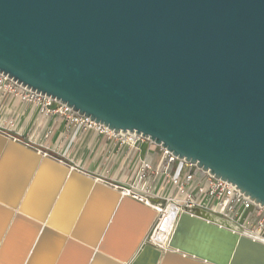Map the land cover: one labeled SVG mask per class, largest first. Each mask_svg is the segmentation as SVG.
Returning a JSON list of instances; mask_svg holds the SVG:
<instances>
[{
  "label": "water",
  "instance_id": "95a60500",
  "mask_svg": "<svg viewBox=\"0 0 264 264\" xmlns=\"http://www.w3.org/2000/svg\"><path fill=\"white\" fill-rule=\"evenodd\" d=\"M0 72L264 205V0H0ZM121 210L137 217L114 250ZM154 219L0 131V264H14L15 228L31 232L17 264H61L71 243L81 264H264L262 240L198 207L179 213L166 248L147 240Z\"/></svg>",
  "mask_w": 264,
  "mask_h": 264
},
{
  "label": "built area",
  "instance_id": "2783aa9c",
  "mask_svg": "<svg viewBox=\"0 0 264 264\" xmlns=\"http://www.w3.org/2000/svg\"><path fill=\"white\" fill-rule=\"evenodd\" d=\"M0 93L18 98L34 108L39 115L50 120L56 116H62L70 129L72 127L94 128L109 137L117 138L121 144L135 145L137 142L146 141L148 151L151 148V155L147 151L139 159L132 176L117 189L145 204L151 203L157 210L158 217L151 233L147 236V240L155 246L166 248L168 240L166 238L163 243H160L153 239V233L158 231L160 216L170 211L178 217L185 207H198L226 219L264 242V205L255 203L249 195L245 196L236 184L220 177L216 178L208 170L177 158L166 148L146 137L129 132L124 135L116 134L89 117L74 112L65 103L18 84L2 72H0ZM8 124L11 127L14 126L13 120H9ZM38 134L46 140L51 130L47 129L33 136L36 137Z\"/></svg>",
  "mask_w": 264,
  "mask_h": 264
},
{
  "label": "crops",
  "instance_id": "0c3cea01",
  "mask_svg": "<svg viewBox=\"0 0 264 264\" xmlns=\"http://www.w3.org/2000/svg\"><path fill=\"white\" fill-rule=\"evenodd\" d=\"M9 120H13L14 126H9ZM47 129L51 130L48 139L39 134L34 137ZM0 131L116 189L132 176L139 159L149 150L146 141L121 144L117 138L94 128L70 129L62 116L50 120L29 104L3 93H0ZM148 152L151 155V148Z\"/></svg>",
  "mask_w": 264,
  "mask_h": 264
},
{
  "label": "rangeland",
  "instance_id": "374dc122",
  "mask_svg": "<svg viewBox=\"0 0 264 264\" xmlns=\"http://www.w3.org/2000/svg\"><path fill=\"white\" fill-rule=\"evenodd\" d=\"M73 188V187H72ZM75 190L70 189L68 195L66 196V200H71V194H73ZM136 214L121 210L118 218L120 220V227L118 230V234L116 235L117 240L113 244H108V248H112L114 250H120L123 246L125 240L130 236L132 232V226L136 221ZM115 231V230H114ZM31 232L25 228H15L9 238V248L12 250L13 254L17 257L13 260L14 264L18 262V255L22 252L24 245L30 238ZM32 245V244H31ZM54 250V249H53ZM52 253L53 251L50 248L45 246L41 247L42 257L46 255V253ZM41 256V255H40ZM84 256V249L77 244L71 243L67 246L66 251L64 253L61 264H81ZM6 259V258H5ZM96 264H103V261L100 259Z\"/></svg>",
  "mask_w": 264,
  "mask_h": 264
},
{
  "label": "bare ground",
  "instance_id": "6f19581e",
  "mask_svg": "<svg viewBox=\"0 0 264 264\" xmlns=\"http://www.w3.org/2000/svg\"><path fill=\"white\" fill-rule=\"evenodd\" d=\"M6 154H8V152ZM15 155H13L12 151H11L9 157H11L15 161H17L16 159H18V158ZM147 205H149L152 209L155 210V219H154L150 229L147 232V236H148L151 233V229L153 228V225H154L156 218L158 217V212L153 207V205H151L150 203ZM176 221H177V216L175 214L171 213L170 211H167L164 215L160 216V220H159L158 228H157L158 231L153 233V239L160 241V243H163L164 240L166 238H168V236L171 234V231L173 230Z\"/></svg>",
  "mask_w": 264,
  "mask_h": 264
}]
</instances>
